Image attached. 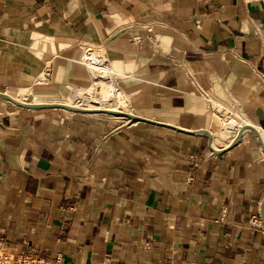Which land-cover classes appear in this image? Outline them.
Here are the masks:
<instances>
[{
	"label": "crops",
	"instance_id": "obj_1",
	"mask_svg": "<svg viewBox=\"0 0 264 264\" xmlns=\"http://www.w3.org/2000/svg\"><path fill=\"white\" fill-rule=\"evenodd\" d=\"M87 45L104 49L121 98L82 100L97 81ZM0 91L185 130L0 96V249L264 264V151L250 128L231 144L217 134L215 106L264 136V0H0Z\"/></svg>",
	"mask_w": 264,
	"mask_h": 264
},
{
	"label": "bare ground",
	"instance_id": "obj_2",
	"mask_svg": "<svg viewBox=\"0 0 264 264\" xmlns=\"http://www.w3.org/2000/svg\"><path fill=\"white\" fill-rule=\"evenodd\" d=\"M94 49H88L87 53H86V61L85 63L87 64V66L89 67V70L93 72L94 75L99 76L100 78H96V83L94 85H90L86 90L89 93H95V86L98 85L99 90L97 91V95L94 96H90V98L93 99L94 102H100V100H115V98L117 97V99L121 98V92L119 90H117V88L114 86V84L112 83V81L109 80H105L106 77H112V68L111 66L104 62L105 59H102L101 57H99L97 54H95ZM49 71V70H48ZM48 71L45 70L43 71V77L41 78L42 80H45L48 78ZM79 95L82 96V100H85L87 97L84 95V90L83 89H79ZM16 100V99H15ZM20 102V101H19ZM22 103H29V104H37V103H32V102H22ZM50 103H59V102H50ZM63 104V103H62ZM66 105V104H65ZM112 105V104H110ZM70 106V105H68ZM72 107H77V106H72ZM77 108H84V109H106V110H120V109H109V108H102V107H92V108H87V107H77ZM123 111V110H121ZM127 112V111H124ZM223 113H219L222 114L224 117L222 118L223 121V125L217 128L218 129V133L219 135L225 136L226 140L229 142V144L234 143L238 137L240 136V134L242 133V131L245 128H250L252 130H254L259 139L262 140L263 144H264V136L261 135V132H259V130L252 125L247 118L244 117H234V116H230V112L227 109H224V111H222ZM224 119H227L224 120ZM210 133V132H209ZM210 136L212 138V135L210 133ZM213 148V147H212ZM217 150V149H214Z\"/></svg>",
	"mask_w": 264,
	"mask_h": 264
},
{
	"label": "built area",
	"instance_id": "obj_3",
	"mask_svg": "<svg viewBox=\"0 0 264 264\" xmlns=\"http://www.w3.org/2000/svg\"><path fill=\"white\" fill-rule=\"evenodd\" d=\"M86 49H95L97 51H100V48L93 47L91 45H87ZM85 50H84V56L83 60H86L85 56ZM249 221L252 225H262V220L260 216L256 214H252L249 217ZM0 264H61V261L59 259H56L55 261H48L43 259L42 257H39L35 254H18L13 255L8 251L0 249Z\"/></svg>",
	"mask_w": 264,
	"mask_h": 264
},
{
	"label": "water",
	"instance_id": "obj_4",
	"mask_svg": "<svg viewBox=\"0 0 264 264\" xmlns=\"http://www.w3.org/2000/svg\"><path fill=\"white\" fill-rule=\"evenodd\" d=\"M0 96L4 97V98H6V99H8V100H10V101H12L14 103H17L19 105H23V106H29V107L56 106V107L70 109V110H77V111H103V112H110V113H115V114L122 115V116H125V117H129V118H132V119H139V120H144V121H148V122H151V123L162 124V125L170 126V127L185 131L184 129H181L180 127H177L175 125H171V124H168V123H162V122L157 121V120L149 119V118H146V117H142V116L136 115L134 113L124 112V111H121V110H115L114 111V110H106V109H84V108H77V107L68 106V105H65V104H62V103H37V104L22 103V102H19V101L15 100L13 97H11L10 95H8L7 93L2 92V91H0ZM196 131L205 132V133H207L210 136L209 131L206 130V129H200V130H196ZM260 142H261V145H262V148H263V151H264V144H263L262 140H260ZM263 208H264V200L262 202V207H261L262 214H264Z\"/></svg>",
	"mask_w": 264,
	"mask_h": 264
},
{
	"label": "rangeland",
	"instance_id": "obj_5",
	"mask_svg": "<svg viewBox=\"0 0 264 264\" xmlns=\"http://www.w3.org/2000/svg\"><path fill=\"white\" fill-rule=\"evenodd\" d=\"M87 51H88V49L85 50V55H86ZM93 52H94L95 54H97L99 57H101L102 59H105L104 62H106V63H108V64L110 65V63H109L108 60H107V55H106V53L104 52V49H101L100 51H97V50L94 49ZM80 59H82V58H80ZM84 62H86V61H84ZM86 65H87V64H86ZM112 73H113V72H112ZM42 74H43V72H42ZM42 74H41V75L38 77V79H37L39 82L42 81V79H41V78L43 77ZM97 77L100 78L99 76H96V75H95L94 79L96 80ZM109 78H111V77H106L105 80H109ZM91 83H92V82H91ZM39 87H41V86H40V85H35V86H32V89L34 90V88H39ZM98 90H99L98 85H96V86H95V93H94V94H93V93H90V96L97 95V91H98ZM86 99H87V100H86L87 102H90V100L93 101V99L90 98V97H89V98L87 97ZM115 99H117V98H115ZM24 100H30V95H26V96L24 97ZM106 101H107V100H100V103H103V104H104V103H106ZM111 101H112V100H111ZM111 101H110V102H111ZM95 103H96V102H95ZM96 104H97V103H96ZM215 106H216V108H217V110H218V113H223L222 111H224V109H225L223 106H220V105H218V104L215 105ZM219 124H220V126H222V125H223V121H220ZM217 133H218V129H217Z\"/></svg>",
	"mask_w": 264,
	"mask_h": 264
}]
</instances>
